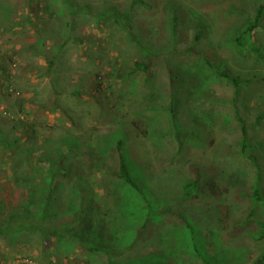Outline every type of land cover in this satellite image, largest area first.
<instances>
[{"label":"rangeland","instance_id":"374dc122","mask_svg":"<svg viewBox=\"0 0 264 264\" xmlns=\"http://www.w3.org/2000/svg\"><path fill=\"white\" fill-rule=\"evenodd\" d=\"M69 1L78 12L74 19L61 0H35L36 15L46 17L48 28L36 44L33 22L38 19L25 18V1L0 0V138L24 134L25 125L32 122L38 128L37 140L30 143L34 148L75 146V153L64 161L68 176L57 177L56 201L66 205L62 195L69 187L73 208L79 180L91 202L104 194L99 185L106 182V188H112L119 181L114 174L104 177L93 164L102 162L110 166L108 174L116 173L115 145L124 140L131 171L153 211L161 214L160 221L141 230L142 224L132 223L124 213V206L140 196L117 190L119 212L115 206L110 215L103 213L108 223L102 235L97 238L84 229L99 248L110 250L112 258L121 260L114 251L128 248L129 257L122 264L140 258L145 263L144 257L168 264H201L192 248L198 241L210 262L252 264L264 253V240L255 241L245 233L229 236L228 229L220 227V217L226 208L231 220L244 219L250 204L236 196L253 190L256 171L264 192V25L253 35L260 59L233 45L264 0H141L145 6L134 0ZM105 12L122 14L121 25L106 18ZM197 33L201 39L193 44ZM59 44L64 47L53 80L40 79L45 61ZM138 59L150 65L147 82L142 73L127 79L129 71H136ZM109 63L113 71L105 74ZM221 72L252 82L242 87L236 105L246 126L253 128L248 144L256 169L240 153L242 130L232 104L234 87L220 78ZM6 84L23 96L18 98ZM55 90L61 94H53ZM55 99L64 111L59 119L49 111ZM18 104L28 107V119ZM8 112L14 121L5 115ZM73 165L77 171L69 173ZM27 169L22 170L28 173ZM196 173L205 187L204 199L192 203L182 199V187ZM148 212L139 222L145 223L147 215L151 219ZM182 214L193 223L195 239L180 220ZM256 217L264 222V204H259ZM57 245L50 244L43 254L38 237H0V264L20 255L45 262L73 248L62 241ZM75 252L84 259L80 250ZM106 257L92 255V263L107 264Z\"/></svg>","mask_w":264,"mask_h":264},{"label":"trees","instance_id":"16d2710c","mask_svg":"<svg viewBox=\"0 0 264 264\" xmlns=\"http://www.w3.org/2000/svg\"><path fill=\"white\" fill-rule=\"evenodd\" d=\"M27 8L26 17L30 22L34 19H38L35 25V42L40 43L43 33L41 31H47L48 28L45 27V16L43 14L36 15L35 0H24ZM68 10V14L71 19L78 15V12L74 10L72 3L69 0H61ZM135 3H139L145 6L141 0H134ZM68 4V6H67ZM105 17H112L115 22L121 25L120 20L122 14L118 12H112L109 15L105 12ZM175 25V23L173 24ZM264 25V2L260 3L254 13L253 19L249 22L245 28L240 29L241 32L237 33L233 39V45L239 50L240 53L251 56L255 55L257 59H260V48L255 46L254 32L258 29L263 28ZM12 29V27H11ZM174 36L176 35V28H173ZM10 29H4L5 33H9ZM201 33H197L194 38L193 44H196L201 39ZM38 38V39H37ZM34 42V43H35ZM56 42H52L55 44ZM82 43V42H80ZM35 44V45H36ZM63 45L59 44L56 48V53L48 56L45 61L46 65L39 77L47 78L48 80L54 77V72L58 60L62 56ZM32 51L36 54L38 51L33 47ZM249 53V55H248ZM10 61H13V57L9 56ZM153 55L147 56V58L152 59ZM114 58H111V62ZM16 62V59L13 63ZM12 63V64H13ZM210 63V62H207ZM11 64V65H12ZM134 66L136 71L128 72V80L132 78L133 75L142 73L144 74V80L147 82V76L150 72V65L143 59H138L134 61ZM111 63L107 65L105 74L107 71H113ZM219 75L227 84L234 87V94L232 104L235 107V117L241 125L242 138L239 142L240 153L242 156L251 162L255 169L258 167L255 158L249 153L248 144V132L253 128H248L244 120L239 116L236 102L241 96V89L245 85L246 87L251 86L252 82L243 80L240 77H231L229 74L222 73ZM97 81L101 82L103 77L99 74L96 76ZM2 78V71L0 72V79ZM10 79H8V83ZM11 84H6L7 88ZM13 89V88H12ZM11 89V90H12ZM10 90V91H11ZM37 89H33V92ZM18 95V98L22 97L23 94L18 89H13V92ZM53 94H61L58 90H55ZM19 110L24 115V118L29 117L30 112L28 107L24 104H18ZM51 115L59 119L60 114L63 115L62 111L57 103V100L53 102V105L49 107ZM9 119L15 120V116L12 112L5 114ZM24 118H20L19 121ZM26 132L24 134H17L13 139L5 140L0 138V237L4 239L11 238H23V237H38V241L42 246V253L50 244L57 245L59 242L64 244L70 243L73 248L69 252L62 251L60 254L55 255L57 259L52 257L47 259L45 262H38L35 258L28 256H15L14 258L7 261L6 264H94L92 263V255L95 254H105L107 264H122L124 259L129 257L130 250L128 248H123L114 251L120 259L110 257V250H105L99 248L95 242V238L86 235L84 229L91 233L93 232L97 238L104 232L105 225H107V220H105V215L103 214L107 211L111 214L114 211V207L117 206L116 210L119 212V203L116 200V194L120 193L117 190H123L127 194L137 193L140 197L137 201H129L124 206V213L128 214L131 218L130 221L136 224H142L141 230L146 228L152 223L160 221L161 214L154 212V206L150 203L147 197L143 195L142 189L140 188L138 182L136 181L133 172L128 164L127 157L125 155L124 140L119 139L115 145L116 158H117V172L108 174L110 169L109 165L98 162V164H93L98 167V171L106 176L113 175L117 180L115 186L112 188H106V182L99 185L104 189V194L100 199L86 198L85 190L86 188L82 180L77 183L80 184L76 192L78 194L77 207H71L69 204V199L71 200V191L68 187V192H65L62 197L66 198V205H57L56 201L60 198V192L57 186V177L59 175L68 176L67 163L64 161L72 157L75 153L76 148L72 145H63L59 147L54 145L53 147H39V149L34 148V144L30 145L33 140H37L36 136L38 133V128L34 123H28L25 125ZM68 133V132H67ZM181 146V145H180ZM180 150V148H179ZM96 152V150H94ZM78 156V155H77ZM76 157V156H75ZM77 161V159H73ZM27 167L28 173H25L22 169ZM66 168V170L63 169ZM114 169L113 167H111ZM77 171L75 165L71 166L68 170L69 173H74ZM255 179L257 182L253 186V190L250 193L241 192L237 194L236 200L240 201L245 199L249 202L250 208L246 213L244 219L239 221L231 220L226 208L223 209V216L220 217L222 222L220 227L224 230L228 229V235L231 237L239 236L241 233H245L250 238L255 241L264 240V222L256 217L259 204H264V192L259 183V172L256 171ZM74 181V180H73ZM67 183V182H65ZM64 182L62 184H65ZM57 186V187H56ZM92 186V185H91ZM84 187V188H83ZM88 188V187H87ZM64 189V188H63ZM203 186L200 175L196 173L193 181H189L182 187V193L184 200L188 202H201L204 199ZM89 190V188H88ZM62 192V191H61ZM132 195H136V194ZM92 195L93 192L91 193ZM113 201V202H112ZM113 203V204H112ZM117 204V205H116ZM74 205V206H75ZM149 211L148 214L151 215V219L145 220L146 222H139L145 216V211ZM228 210V209H227ZM180 215V214H178ZM180 220L187 227L190 237L195 239L193 223H189L188 219L182 214L179 216ZM157 220V221H155ZM140 230V225L138 226ZM138 230V231H139ZM193 231V232H192ZM210 234L213 236L215 231L212 230ZM203 243L196 242L192 245L195 255L201 264H216L215 262H210L207 260L206 254L202 253ZM76 249L81 251V254H85L84 259L78 258L75 255ZM151 257V256H150ZM145 263L140 258V261L135 260L133 263L127 261L125 264H168V262H162L160 260H155L154 257H144ZM252 264H264V253H261L258 258Z\"/></svg>","mask_w":264,"mask_h":264}]
</instances>
